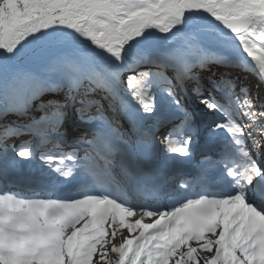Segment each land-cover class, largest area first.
<instances>
[{"label": "snow or ice", "instance_id": "snow-or-ice-1", "mask_svg": "<svg viewBox=\"0 0 264 264\" xmlns=\"http://www.w3.org/2000/svg\"><path fill=\"white\" fill-rule=\"evenodd\" d=\"M189 13L210 17L264 77V0H0V182L20 179L31 154L7 140L30 135L37 150L47 143L70 149V183L91 189L76 198L0 190V264H264V102L236 93L232 81H212L219 97L199 100L228 123L214 121L210 154L193 175L212 189L222 174L226 190L182 196L163 210L134 206L118 190L123 182L131 194L159 197L167 170L151 159L154 146L169 158L191 154V137H182L192 117L177 89L191 83L202 97L194 69L227 62L209 49L231 42L181 31ZM54 28L76 33L102 57L40 39ZM141 40L134 67L123 66L125 50ZM126 72L135 74L125 79ZM11 115L29 120L20 125ZM123 229L129 235L113 243Z\"/></svg>", "mask_w": 264, "mask_h": 264}, {"label": "rangeland", "instance_id": "rangeland-1", "mask_svg": "<svg viewBox=\"0 0 264 264\" xmlns=\"http://www.w3.org/2000/svg\"><path fill=\"white\" fill-rule=\"evenodd\" d=\"M201 14H204V13H189V14H186V17H185V20L189 19L190 17H196L198 15H201ZM152 33L153 35H158L159 33L155 32L154 30H152ZM65 40L69 41L70 43H72L74 46H77V47H80V48H83V49H86V50H89L90 52H92L93 54L95 53V49H92L89 42L85 41V40H82L80 37H76V36H73V35H68ZM214 50H209V54L210 56H214L213 54ZM223 52V51H221ZM135 54H137V52L131 50V49H126L125 50V53L123 55V59H129V56H134ZM223 54H226L223 52ZM130 56V57H131ZM246 64H248L245 60H243ZM249 66L252 67V65L249 64ZM209 68H211L212 71L214 70H219V71H222V68H228L227 71L229 72H232L233 69L229 68V67H226V66H223V67H220V68H215L214 66H210L209 64ZM198 69H194V71H197ZM141 71V70H140ZM127 73H125V79L127 78ZM247 78L251 75L248 76V74H244ZM259 75V74H258ZM228 78V77H226ZM261 77L257 78L255 76L253 77H249L248 80L244 81V87H246L247 91L249 92L248 93V96L249 97H255L258 101L260 102H264V93L261 92V86L262 85V81H260ZM245 79V78H244ZM263 80V79H262ZM261 83V84H260ZM235 85V83H234ZM246 85V86H245ZM201 99V97H200ZM198 101H195L193 100L192 102H189V103H184L183 104V107L191 114V117H192V120L193 119H198L202 114H205V117L207 119H210V118H213L215 119V117H217V115H214V114H211V113H208L209 110L203 106L202 104H200L199 100ZM162 106V108H166L170 113L174 114L175 113V108L172 106L171 102L167 99V97H164L161 95V101L158 103ZM219 116V115H218ZM192 124L193 126L194 125H197L196 124V121H192ZM198 128H194V133L193 135L195 136H198V138L201 137V134L206 136V138H208V134H209V129H204L202 132H199V130H197ZM200 136V137H199ZM32 149L29 148V151ZM32 151V150H31ZM263 157V156H261ZM19 159V157H17ZM137 217H140L139 214L136 215ZM136 217V218H137ZM150 218H146V220H144V222H148ZM135 220H131V222H134ZM123 235H122V234ZM117 235H121L122 237L124 236H128V232H127V229H123V230H120L117 232L116 236ZM132 235H135V232L132 234ZM122 242V240H119L117 242L116 240V237L115 239L113 240V243L115 244H120ZM202 255H208V254H202Z\"/></svg>", "mask_w": 264, "mask_h": 264}, {"label": "water", "instance_id": "water-1", "mask_svg": "<svg viewBox=\"0 0 264 264\" xmlns=\"http://www.w3.org/2000/svg\"><path fill=\"white\" fill-rule=\"evenodd\" d=\"M191 29H200L203 31H210V32H214L217 33L218 35H220L222 38H231V36L222 28H220V26L218 24H216L210 17L208 16H199L196 18L195 20V24L193 26H189L183 29H180L181 31H188ZM176 30V29H175ZM176 31H173V33H175ZM172 33H169V36H171ZM153 39H156L153 36ZM144 47V43L141 40V42H134L131 46H129L128 48L130 49H134L140 53H142V49Z\"/></svg>", "mask_w": 264, "mask_h": 264}, {"label": "bare ground", "instance_id": "bare-ground-1", "mask_svg": "<svg viewBox=\"0 0 264 264\" xmlns=\"http://www.w3.org/2000/svg\"><path fill=\"white\" fill-rule=\"evenodd\" d=\"M190 24H192V21H190V20H185V24H184V25H181V26H180V29H183V28L187 27V26L190 25ZM173 30H174V29H173ZM174 31H177V29L174 30ZM211 34H213V35H217V34H215V33H211ZM155 36H156L157 39H160V38H161L160 34L155 35ZM217 36H218V35H217ZM218 37H219L222 41H225V42H231V43H230V44L225 43V44L222 45V46H216V47L210 48L209 50H216V51H219L220 49H222V50H225V51L231 53V55H235L236 58H239L240 60L243 59L242 56H241V54L239 53L238 46L235 44V42H234V40H232V38L224 39V38H221L220 36H218ZM95 55L102 57L103 54L96 53ZM243 60H244V59H243ZM247 63L250 64V65H252V66L256 69V73H258V74H259V77H261V76H260V73H259V69H258L257 67H255L254 63H252V62H250V63L247 62ZM261 78L264 79V77H261ZM263 82H264V80H263ZM263 88H264V86H263ZM122 239H123V237H122L121 235H117V236H116V240H117V242H118L119 240H122Z\"/></svg>", "mask_w": 264, "mask_h": 264}, {"label": "trees", "instance_id": "trees-1", "mask_svg": "<svg viewBox=\"0 0 264 264\" xmlns=\"http://www.w3.org/2000/svg\"><path fill=\"white\" fill-rule=\"evenodd\" d=\"M68 31V29H64V28H54V29H50V30H48V32H49V35H47V36H45V35H41L40 36V39H46V38H54V37H57L58 35H60V37L58 38V39H63V40H65V38H66V33L65 32H67ZM74 32H72V31H70L69 32V34H73ZM208 79H209V81H216V82H219V80H216V79H212L211 77H207ZM192 86V85H191ZM245 90V88H241V89H239V90H235V86H234V91L236 92V93H240L241 92V90ZM17 116V115H16ZM15 123V122H14ZM17 124H20V125H22V123H18V122H16Z\"/></svg>", "mask_w": 264, "mask_h": 264}]
</instances>
